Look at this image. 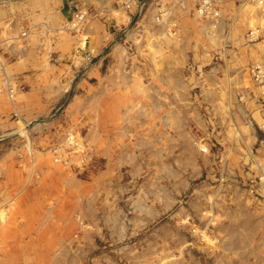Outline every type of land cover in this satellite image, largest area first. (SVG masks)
I'll list each match as a JSON object with an SVG mask.
<instances>
[{
    "label": "rangeland",
    "instance_id": "1",
    "mask_svg": "<svg viewBox=\"0 0 264 264\" xmlns=\"http://www.w3.org/2000/svg\"><path fill=\"white\" fill-rule=\"evenodd\" d=\"M200 1L0 45V264H264V0Z\"/></svg>",
    "mask_w": 264,
    "mask_h": 264
},
{
    "label": "crops",
    "instance_id": "2",
    "mask_svg": "<svg viewBox=\"0 0 264 264\" xmlns=\"http://www.w3.org/2000/svg\"><path fill=\"white\" fill-rule=\"evenodd\" d=\"M50 0H0V45L1 47L8 48L7 51L13 52V53H20L21 50L18 48V41L21 40L23 36H27L26 38H23L22 45L24 46L25 52H35V53H41L43 52V43L44 40L48 37H43L42 34L47 33L48 27L46 26L47 19L46 15L43 13L47 12V7ZM117 3L119 4L118 8H122V4H120V1L118 0ZM115 0H56V4L58 5V13L61 15L59 16L60 19L63 18H71L73 15V12H77L81 8H88V11L91 12V14L94 15V17L91 16L90 20V27L92 23L96 24L97 27L101 30L100 37L101 38V47L98 51L100 53H106V50H103L106 46V39H107V32H106V26L107 24H104L102 21L103 18H112L110 24L117 23V26H122V21L124 18L131 17L130 14L127 13V11L118 10L123 12L120 13L122 17L120 18H113L115 15L113 14L117 5ZM102 14V17L100 15ZM44 15V16H43ZM96 16V17H95ZM103 19V20H102ZM102 20V21H101ZM92 22V23H91ZM55 23V22H53ZM108 23V22H107ZM90 38L89 41L92 40V36H94V33L91 31V29L87 30V32L84 34ZM39 42V48L33 49L35 44ZM21 44V43H20ZM80 44V41L77 42L78 46ZM26 45V46H25ZM90 46V45H89ZM109 51V50H108ZM2 52V50H1ZM116 53L115 55L122 61L124 58V49L118 48L113 52L110 51L109 56L112 53ZM113 56V55H112ZM105 60V59H104ZM117 61V60H116ZM104 61L97 64V68L101 69V66L103 65ZM122 63V62H121ZM104 68L106 67L103 65ZM111 68L110 66L107 67V70ZM99 75H102L99 73ZM107 79H101L102 82H108ZM111 80V78H109ZM117 85V84H114ZM121 85V84H120ZM0 186L2 187V183H0ZM75 188V185L72 186Z\"/></svg>",
    "mask_w": 264,
    "mask_h": 264
},
{
    "label": "built area",
    "instance_id": "3",
    "mask_svg": "<svg viewBox=\"0 0 264 264\" xmlns=\"http://www.w3.org/2000/svg\"><path fill=\"white\" fill-rule=\"evenodd\" d=\"M119 1L122 2V4H124V8H125V6L129 8L130 5L135 2V0H119ZM199 6H200L199 13L204 19H207V20L214 19V17L211 15V12L209 10V7L211 6V1L210 0H202V1H200ZM88 18H89V11L87 9H84V8L83 9H79L74 14L73 20L72 21H68L66 23V25L69 26V27L72 26L73 28H77L81 24H83L85 21H87ZM115 25H117V23H115Z\"/></svg>",
    "mask_w": 264,
    "mask_h": 264
},
{
    "label": "bare ground",
    "instance_id": "4",
    "mask_svg": "<svg viewBox=\"0 0 264 264\" xmlns=\"http://www.w3.org/2000/svg\"><path fill=\"white\" fill-rule=\"evenodd\" d=\"M132 7V6H131ZM93 16V15H92ZM144 17V16H143ZM200 18V17H199ZM232 22V21H231ZM210 24V23H209ZM161 27V26H160ZM185 28V27H184ZM212 28V27H211ZM235 29V28H234ZM70 32V31H69ZM206 32V31H205ZM220 32V31H219ZM228 32V31H227ZM230 33V32H229ZM217 35V34H216ZM256 44V43H255ZM118 46V45H117ZM155 48V47H154ZM250 56V55H249ZM256 60V59H255ZM26 130V129H25ZM190 140V139H189ZM69 142V141H68ZM66 147V146H65ZM219 191V190H218ZM208 224V223H207ZM206 224V225H207ZM217 229V228H216ZM207 243H209V242H207Z\"/></svg>",
    "mask_w": 264,
    "mask_h": 264
}]
</instances>
